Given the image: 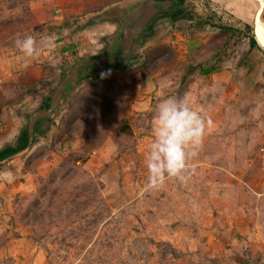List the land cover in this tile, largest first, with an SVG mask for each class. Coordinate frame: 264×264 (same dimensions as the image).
I'll list each match as a JSON object with an SVG mask.
<instances>
[{
	"label": "rangeland",
	"instance_id": "1",
	"mask_svg": "<svg viewBox=\"0 0 264 264\" xmlns=\"http://www.w3.org/2000/svg\"><path fill=\"white\" fill-rule=\"evenodd\" d=\"M139 1L0 0V151L33 130L0 161V264H264V0L258 26L254 0H179L47 112L66 68L105 57V13ZM27 35L51 41L25 67ZM184 97L202 143L185 182L145 191L155 110Z\"/></svg>",
	"mask_w": 264,
	"mask_h": 264
},
{
	"label": "clouds",
	"instance_id": "2",
	"mask_svg": "<svg viewBox=\"0 0 264 264\" xmlns=\"http://www.w3.org/2000/svg\"><path fill=\"white\" fill-rule=\"evenodd\" d=\"M45 40L51 41V38L38 40L27 35L23 38L17 36L14 40L25 67L39 57ZM206 127V120L193 109L187 97L167 98L158 104L152 124V142L145 155V191L158 190L168 180L186 181L188 161L197 154Z\"/></svg>",
	"mask_w": 264,
	"mask_h": 264
},
{
	"label": "water",
	"instance_id": "3",
	"mask_svg": "<svg viewBox=\"0 0 264 264\" xmlns=\"http://www.w3.org/2000/svg\"><path fill=\"white\" fill-rule=\"evenodd\" d=\"M177 3L178 0H140L138 3L118 6L106 12L104 15L105 17L103 18L119 19L120 24L118 28L114 31V33H112L109 37L106 38L107 49L105 52V57L103 58V60L94 58H83L75 61L71 66L66 68L64 70L65 76L62 80V83L55 92L54 101H52V104L47 112H52L54 104L58 100L63 88L68 84L71 79H73V77L76 75V73L81 67H94L97 69L95 74L111 73L118 66V51L120 53L128 52V49L132 41L134 40L139 28H143L149 21V19L152 18V15L157 14L166 9H170V11L174 10L177 6ZM148 8L151 9V12L150 15L147 16L145 12ZM136 15H138V17L134 19V23H132V28H127L130 20L133 18V16ZM25 129L27 135V143L26 146L19 152L26 150L32 141V125L29 123L28 125H26ZM19 152L17 151L16 153L12 154V156L18 154Z\"/></svg>",
	"mask_w": 264,
	"mask_h": 264
},
{
	"label": "trees",
	"instance_id": "4",
	"mask_svg": "<svg viewBox=\"0 0 264 264\" xmlns=\"http://www.w3.org/2000/svg\"><path fill=\"white\" fill-rule=\"evenodd\" d=\"M179 1V0H178ZM164 12V11H162ZM166 12V11H165ZM173 13H180V11L178 9H176L175 11L172 12V14L170 15H173ZM175 14V15H176ZM255 45V41L253 40V37L250 38V46H254ZM17 145L14 147V148H5L3 150L0 151V161L5 159V157L9 156L10 154H14L16 153L17 151L23 149L25 146H26V143H27V135H26V132H21L18 139H17Z\"/></svg>",
	"mask_w": 264,
	"mask_h": 264
},
{
	"label": "bare ground",
	"instance_id": "5",
	"mask_svg": "<svg viewBox=\"0 0 264 264\" xmlns=\"http://www.w3.org/2000/svg\"><path fill=\"white\" fill-rule=\"evenodd\" d=\"M256 3V9L252 15V25L253 26H258L261 23L260 19V9L262 7V0H254Z\"/></svg>",
	"mask_w": 264,
	"mask_h": 264
},
{
	"label": "crops",
	"instance_id": "6",
	"mask_svg": "<svg viewBox=\"0 0 264 264\" xmlns=\"http://www.w3.org/2000/svg\"><path fill=\"white\" fill-rule=\"evenodd\" d=\"M111 35V34H110ZM110 35H106L105 37L107 38V37H109ZM106 38H105V42H106ZM119 58L117 57V60H118ZM118 65H119V60H118ZM91 67V66H90ZM90 67H88V68H90ZM118 67V66H117ZM83 68L84 67H81L80 69H82L83 70ZM93 68V67H92Z\"/></svg>",
	"mask_w": 264,
	"mask_h": 264
}]
</instances>
